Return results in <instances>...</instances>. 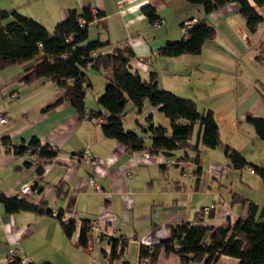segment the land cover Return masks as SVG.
Instances as JSON below:
<instances>
[{
  "label": "crops",
  "instance_id": "crops-1",
  "mask_svg": "<svg viewBox=\"0 0 264 264\" xmlns=\"http://www.w3.org/2000/svg\"><path fill=\"white\" fill-rule=\"evenodd\" d=\"M248 2L261 16L252 32L245 28L232 0L208 13H202L198 4L186 0H0V9H14L46 23L50 29L66 17L69 9L79 11L88 7L100 11L102 14L88 23V38L124 40L133 53L130 70H135L141 79L153 73L158 88L192 99L199 112L211 110L219 134V142L214 146L198 147L196 175L192 173L195 164L191 160L195 153L189 147L158 151L146 158L140 152L127 151L101 134L103 109L100 116L78 121L65 101L47 107L61 95L51 81L43 79L28 85L11 81L29 62L1 68L0 113L6 122L0 124V138L4 137L8 145H19L34 136L56 153L44 162L39 173L35 164L15 169L28 157L27 152L8 153L0 141V193L15 197L18 186L27 183L30 191L22 194L23 201L34 207L41 204L50 211L42 215L32 209L7 213L0 204V264L10 262L7 250L11 247L16 249L17 257H25L31 264H104L110 243L100 239L94 244V236L87 231L85 247L78 246L76 219L100 216L101 225L113 223L114 232L123 237L124 245L118 257L108 264H138L139 244H157L168 235L169 224L192 221L202 206L214 205L210 217L202 215L206 218L203 223L212 226L219 224L223 215L230 221L245 215L247 201L264 210V182L253 170V166L264 168V143L244 121L246 116L264 118V68L254 59L258 51L264 54V2L260 6ZM144 4L153 7L156 18L162 20L160 24L153 25L141 13L140 6ZM200 18L213 27L214 36L202 42L199 53L158 54V47L166 40L184 36L181 21L190 19L192 25ZM108 49L105 45L95 53H106ZM257 72L259 78L255 81L260 90L253 83ZM83 74L85 107L99 109L96 103H87V96L92 92L93 81L103 87L110 79V70H95L87 64ZM215 86L223 91L216 93ZM94 91L92 95L96 97L100 92ZM144 102L139 118L134 119L136 124H141L146 114L153 122L160 112ZM127 107L131 108L126 104L125 110ZM122 126L129 129L123 122ZM163 127L167 130V126ZM197 132L194 124L187 142L193 144ZM224 145L243 156L246 163L240 169L258 177H242L240 169L226 165ZM82 147L95 154L97 160L86 162L76 157ZM187 170L189 175H185ZM231 193L242 200L231 202ZM52 209L73 215L75 226L69 237L63 234ZM155 263L186 264L175 253L162 249ZM213 264L238 261L220 255Z\"/></svg>",
  "mask_w": 264,
  "mask_h": 264
},
{
  "label": "trees",
  "instance_id": "trees-1",
  "mask_svg": "<svg viewBox=\"0 0 264 264\" xmlns=\"http://www.w3.org/2000/svg\"><path fill=\"white\" fill-rule=\"evenodd\" d=\"M198 4L202 13H208L226 0H186ZM237 4V13L243 19L245 28L252 32L261 21V16L249 4L248 0H232ZM260 6L264 0H251ZM140 11L152 23L156 18L152 6L144 4ZM96 11L90 14L88 7L79 11L69 9L63 20L56 22L48 32L45 27L34 19L19 14L14 9H0V69L10 64L24 66L12 78V82L28 85L39 80H49L54 90L61 95L49 103L53 106L61 101L67 102L73 109L76 120L104 116L99 123L101 134L120 143L127 151H147L152 155L158 151L169 152L176 148L189 147L195 154L191 158L195 164L192 173L199 172L198 147H212L219 142V134L212 112L209 109L197 111L195 102L190 98L181 97L171 91L158 88L155 75L149 73L146 79H141L135 70H130L129 61L133 53L124 41H98L88 38V23L100 16ZM81 21H78V19ZM190 20V19H189ZM181 27V23L179 24ZM70 36V41L64 38ZM214 36L213 27L203 18L184 30V36L178 40H166L157 49L162 56H178L181 54H197L205 39ZM108 45L106 53L95 51ZM257 64L264 68V54L258 51L254 55ZM93 69H109L110 79L104 83L101 92L96 95L95 103L99 109H86L84 94L86 85L83 83V69L86 65ZM262 100L264 97L261 95ZM162 112L167 118L168 131L159 124L151 121L150 114L144 116L141 124H136L142 133H147L149 144L145 145L143 134L134 129L122 126L125 105L140 113L143 102ZM244 121L251 126L257 139L264 143V118L261 116H246ZM198 132L193 144L187 142L193 125ZM4 151L21 155L27 152L28 157L19 169L35 164L36 172L47 160L55 156V149L49 144H40L36 137L30 136L24 144L8 145L4 137L0 138ZM228 166L240 169L245 159L238 150L227 145L223 146ZM253 170L264 182V168L253 166ZM231 202L242 200L238 195L230 194ZM0 204L7 213L20 209H32L38 215L50 214L48 209L37 204L32 206L13 196L7 197L0 193ZM246 214L230 221L227 215L221 216L219 224H205L204 219L211 216V210L206 218L201 214L195 215L192 221L169 224L168 235L157 244L137 247V256L146 257L147 264H156L160 249L165 253L173 252L182 263L213 264L220 255L237 258L238 264H264V210L257 208L252 201H247ZM57 220L59 221L58 217ZM63 234L69 237L75 223L72 219L60 222ZM76 237L78 246L85 247L88 228L79 224ZM124 245L122 241L120 248ZM108 260L117 258L115 239H111L108 250ZM6 264H18V258ZM31 264V263H28Z\"/></svg>",
  "mask_w": 264,
  "mask_h": 264
},
{
  "label": "built area",
  "instance_id": "built-area-1",
  "mask_svg": "<svg viewBox=\"0 0 264 264\" xmlns=\"http://www.w3.org/2000/svg\"><path fill=\"white\" fill-rule=\"evenodd\" d=\"M89 11H90V14L92 15H95L96 13L94 9H90ZM78 21H81V19L79 18ZM161 22H162L161 19H156L152 22V24L158 25ZM190 23H191V20L184 19L183 21H181V28L185 30L186 28L190 26ZM64 40L70 41V36L68 35L67 37L64 38ZM5 122H6V118L0 113V124H4ZM140 153L144 158H146L149 155L147 151H141ZM76 157L86 162H95L97 160L96 155L93 154L86 147H82L81 149H79L76 153ZM249 171L252 172V169L249 168ZM189 174H190V170H187L185 172V175H189ZM94 188L97 189L98 187L94 186ZM29 191H30V186L27 183H23L18 186L17 190L15 191L14 196L17 199H21L22 194L28 193ZM213 208H214L213 204L202 206L199 209V213L201 215H206L209 212V210ZM51 212L54 216L58 217L60 222H67L69 219H73L72 218L73 215L70 213H63L59 210H54V209H52ZM75 221L77 222L78 225L83 224L88 228V231H90V233H92V235L94 236L93 238L94 244L97 242V240H100V239H105L109 243L111 242V239H115V253L119 252L120 244L122 241H124V239L122 236L114 232L113 223H111L110 225L106 227L104 225H101L100 216H95V217H91L87 219H76ZM7 251H8L10 261H12L14 258H18V264H28L29 263L25 257L16 256V249L14 247H11ZM137 259H138V264H147L146 257H138ZM108 263H109V260H108V255H107V256H104V264H108ZM196 264H203V263L196 262Z\"/></svg>",
  "mask_w": 264,
  "mask_h": 264
},
{
  "label": "rangeland",
  "instance_id": "rangeland-1",
  "mask_svg": "<svg viewBox=\"0 0 264 264\" xmlns=\"http://www.w3.org/2000/svg\"><path fill=\"white\" fill-rule=\"evenodd\" d=\"M42 25L45 27V29L48 32L51 31L50 27L48 25H46V23H42ZM258 69L261 70L262 68H258ZM92 78L94 79L95 77H92ZM258 78H259V74L257 72L253 76V83H254V86L257 89L260 90L261 89V88H259L260 86H257L258 81H255ZM260 78H262V76ZM261 80L262 79H260V81ZM92 83L94 84L93 85V88H92V92L94 90H95L94 92L96 94H98V92H101V90H102L103 87H99V83L96 80L93 81ZM222 91H223V89H221L218 86H215V92L216 93H220ZM92 92H90L89 95L87 96V103L89 104L91 102V106H96L95 105V97H94V95H92L93 94ZM219 99H221V98H219ZM219 99H217V100H219ZM221 101H223V99ZM221 101L217 103V106L221 105ZM144 103H146L148 105V103L146 101ZM199 107H200V105H199ZM138 115H139L138 113H134V111L131 108L128 109V107H127L126 110H125V113L123 115V120H122L123 125H124V127H128L129 129H135L136 132L139 133V134H141V135L143 134V136H144V139H143L144 143L145 144H149V139H148V137L146 135L147 133H142L137 128L136 122L134 121L135 118H139ZM153 120H154L153 121L154 124H159L161 126H167V130H168L167 118L164 116V114L162 112H157V114H155V118ZM248 127H250V126H248ZM227 163H228V160H225V164L226 165H227ZM238 173H240V175H242V177H244V176L251 177V178L258 177L256 174H254V173L253 174H249L246 170H243V169H240V171ZM236 178L238 179V176ZM235 181H236V179H235Z\"/></svg>",
  "mask_w": 264,
  "mask_h": 264
}]
</instances>
